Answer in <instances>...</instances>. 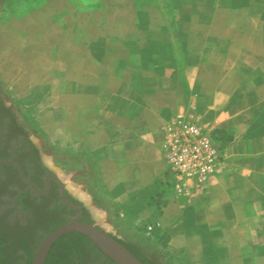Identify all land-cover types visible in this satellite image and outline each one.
Listing matches in <instances>:
<instances>
[{
    "label": "crops",
    "instance_id": "1",
    "mask_svg": "<svg viewBox=\"0 0 264 264\" xmlns=\"http://www.w3.org/2000/svg\"><path fill=\"white\" fill-rule=\"evenodd\" d=\"M161 1L27 0L6 23L26 26L15 39L37 63L27 75L69 96L77 134L55 139L94 154L112 199L136 205L182 264H254L264 258V0H169L171 25ZM175 114L216 129L223 152L216 174L182 196L161 183Z\"/></svg>",
    "mask_w": 264,
    "mask_h": 264
},
{
    "label": "rangeland",
    "instance_id": "2",
    "mask_svg": "<svg viewBox=\"0 0 264 264\" xmlns=\"http://www.w3.org/2000/svg\"><path fill=\"white\" fill-rule=\"evenodd\" d=\"M23 1L27 0H0V99L10 104L13 112L11 129L15 138L24 134V141L30 146L36 164L41 170L48 168L60 180L70 198L85 208L86 220L134 247L142 256L157 264H181L169 248L160 245L153 233L145 235L144 227L148 221L142 217L136 205H122L112 199L98 174L93 153L62 146L55 139L56 135L65 132L77 134V128L71 120V102L65 93L63 97L58 95L56 99L47 95L50 78L27 75L26 70L35 67L37 63L29 61V54H23L27 47L15 39L16 34L26 26L19 21L6 23L8 12L14 10V4ZM161 4L165 10V20L171 25V2L162 0ZM41 47L37 43L31 45V56L41 52ZM81 97L85 102L84 94ZM56 104L63 106L61 119L55 116ZM0 113L5 116V112ZM162 158L164 160L163 147ZM164 166L165 170V163ZM161 177L164 191L169 192L163 182L164 173ZM82 192L85 196H82ZM53 200L54 198L37 208L33 212L34 216L36 214L35 221L24 228L10 226L7 214L0 217V264L28 263L43 237L65 217L64 213L55 215L58 207H49L55 204L56 200ZM95 209L104 212L102 218L92 217ZM84 237L68 235L57 240L53 246L52 264H113ZM256 255L250 254L248 258L254 259ZM254 260V264H264V258Z\"/></svg>",
    "mask_w": 264,
    "mask_h": 264
},
{
    "label": "flooded vegetation",
    "instance_id": "3",
    "mask_svg": "<svg viewBox=\"0 0 264 264\" xmlns=\"http://www.w3.org/2000/svg\"><path fill=\"white\" fill-rule=\"evenodd\" d=\"M0 112H5L4 117L0 113V217L7 214L10 226L24 228L35 221L36 214L34 216L33 212L54 198L55 204L49 207H52L51 209L58 207L59 209H55V215L64 213L65 217L52 230L73 220L89 223L85 217V208L77 205L70 198L63 184L58 182V178L48 168L41 170L36 164L30 146L24 141V134L15 138V133L11 129L13 112L10 104L1 99ZM50 208L48 210H51ZM65 235H79V233L72 232ZM55 242L50 247L43 264H52ZM36 249L37 247L27 264L32 263Z\"/></svg>",
    "mask_w": 264,
    "mask_h": 264
},
{
    "label": "built area",
    "instance_id": "4",
    "mask_svg": "<svg viewBox=\"0 0 264 264\" xmlns=\"http://www.w3.org/2000/svg\"><path fill=\"white\" fill-rule=\"evenodd\" d=\"M214 130L192 115L175 114L165 124L163 182L174 196L202 187L218 171L223 152ZM153 230L146 223L145 235Z\"/></svg>",
    "mask_w": 264,
    "mask_h": 264
},
{
    "label": "water",
    "instance_id": "5",
    "mask_svg": "<svg viewBox=\"0 0 264 264\" xmlns=\"http://www.w3.org/2000/svg\"><path fill=\"white\" fill-rule=\"evenodd\" d=\"M58 182L62 184L59 179ZM72 232L85 236L114 264H145L107 231L93 223H82L75 220L62 224L47 233L37 246L31 264H43L52 244L59 237Z\"/></svg>",
    "mask_w": 264,
    "mask_h": 264
},
{
    "label": "trees",
    "instance_id": "6",
    "mask_svg": "<svg viewBox=\"0 0 264 264\" xmlns=\"http://www.w3.org/2000/svg\"><path fill=\"white\" fill-rule=\"evenodd\" d=\"M214 132H215V134L217 135V138L218 139H220L221 140V137H220V134H219V132L215 129L214 130ZM89 223H91V222H89ZM66 236V235H65ZM65 236H62V237H65ZM78 236H82V235H78ZM61 237V238H62ZM82 237H84V236H82ZM85 238V237H84ZM86 240H88L87 238H85ZM118 240V239H117ZM118 241H120V240H118ZM158 241H159V243H160V245L163 247V248H168L167 247V242H166V237L165 236H161L159 239H158ZM88 242L89 243H91L89 240H88ZM120 242H122V241H120ZM123 243V242H122ZM136 257H138L142 262H144L145 264H157L156 262H154L153 260H151V259H149V258H146V257H144V256H142L140 253H138V251L134 248V247H132V246H130V245H128V244H126V243H123ZM95 249H97L93 244H91ZM97 251L101 254V255H103L98 249H97ZM175 257V256H174ZM104 258L106 259V260H108L109 262H111L107 257H105L104 256ZM176 259V258H175ZM177 260V259H176ZM178 261V260H177ZM179 263H181L180 261H178ZM112 263V262H111ZM182 264V263H181Z\"/></svg>",
    "mask_w": 264,
    "mask_h": 264
},
{
    "label": "bare ground",
    "instance_id": "7",
    "mask_svg": "<svg viewBox=\"0 0 264 264\" xmlns=\"http://www.w3.org/2000/svg\"><path fill=\"white\" fill-rule=\"evenodd\" d=\"M82 196H85V194L82 192ZM87 195V194H86ZM104 212L100 209L93 210V216L95 219H100L103 217Z\"/></svg>",
    "mask_w": 264,
    "mask_h": 264
}]
</instances>
